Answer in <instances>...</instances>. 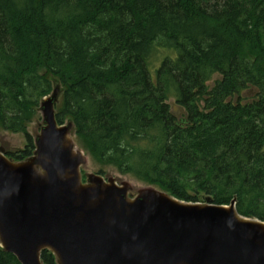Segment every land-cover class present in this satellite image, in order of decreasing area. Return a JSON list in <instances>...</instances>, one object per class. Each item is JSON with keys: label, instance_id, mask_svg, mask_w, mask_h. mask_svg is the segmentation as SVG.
I'll use <instances>...</instances> for the list:
<instances>
[{"label": "trees", "instance_id": "obj_1", "mask_svg": "<svg viewBox=\"0 0 264 264\" xmlns=\"http://www.w3.org/2000/svg\"><path fill=\"white\" fill-rule=\"evenodd\" d=\"M54 81L58 124L98 163L264 221V0H0V129L28 141L14 162ZM0 264L21 263L0 246Z\"/></svg>", "mask_w": 264, "mask_h": 264}, {"label": "water", "instance_id": "obj_2", "mask_svg": "<svg viewBox=\"0 0 264 264\" xmlns=\"http://www.w3.org/2000/svg\"><path fill=\"white\" fill-rule=\"evenodd\" d=\"M58 91L40 109L45 126L34 154H0V246L21 264H264V221L228 206L191 203L158 190L130 197L100 176L82 178L85 160L59 125ZM74 126V125H73Z\"/></svg>", "mask_w": 264, "mask_h": 264}, {"label": "rangeland", "instance_id": "obj_3", "mask_svg": "<svg viewBox=\"0 0 264 264\" xmlns=\"http://www.w3.org/2000/svg\"><path fill=\"white\" fill-rule=\"evenodd\" d=\"M163 53L160 52L159 57H162ZM157 57L154 59V65H157ZM55 91H58V99L55 103V112L57 111V107L61 103L63 88L61 84L57 81H54V88L52 96ZM169 104L171 106L172 112L180 119L184 120L185 111L180 106H178L175 99L171 98L169 100ZM66 126H70V139L72 145L80 152L83 153L85 158L83 165L81 167L82 178L85 184H88L92 177L100 176L106 182L117 183L118 185L125 186L129 191L130 197H137L142 192L147 190H158L160 192H165L156 186H151L148 183L138 179L133 175H122L115 167L110 165H103L98 163L90 153L81 145L77 136L76 130L71 121H67L65 123ZM45 126L44 124V115L41 109H38V115L32 120V122L28 125V133L31 135L33 139V144L36 148V142L40 138L42 129ZM28 145L27 138L25 134H12L3 129H0V154L16 153L18 151H22ZM35 152V151H34ZM34 154V153H33ZM167 193V192H165ZM206 201L201 199L200 203H205Z\"/></svg>", "mask_w": 264, "mask_h": 264}]
</instances>
